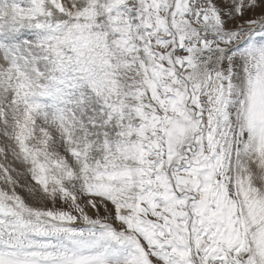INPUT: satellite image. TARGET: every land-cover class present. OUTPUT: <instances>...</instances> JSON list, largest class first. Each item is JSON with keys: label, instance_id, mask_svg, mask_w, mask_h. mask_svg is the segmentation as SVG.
Instances as JSON below:
<instances>
[{"label": "snow or ice", "instance_id": "6c2138e0", "mask_svg": "<svg viewBox=\"0 0 264 264\" xmlns=\"http://www.w3.org/2000/svg\"><path fill=\"white\" fill-rule=\"evenodd\" d=\"M0 264H264V0H0Z\"/></svg>", "mask_w": 264, "mask_h": 264}]
</instances>
